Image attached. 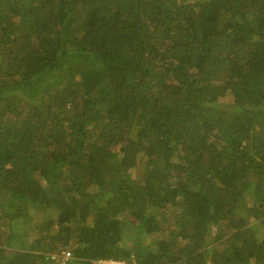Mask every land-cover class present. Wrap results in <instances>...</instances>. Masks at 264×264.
I'll use <instances>...</instances> for the list:
<instances>
[{
	"label": "trees",
	"instance_id": "obj_1",
	"mask_svg": "<svg viewBox=\"0 0 264 264\" xmlns=\"http://www.w3.org/2000/svg\"><path fill=\"white\" fill-rule=\"evenodd\" d=\"M63 250L264 264V0H0V264Z\"/></svg>",
	"mask_w": 264,
	"mask_h": 264
},
{
	"label": "built area",
	"instance_id": "obj_2",
	"mask_svg": "<svg viewBox=\"0 0 264 264\" xmlns=\"http://www.w3.org/2000/svg\"><path fill=\"white\" fill-rule=\"evenodd\" d=\"M61 256H58L61 263L62 264H67V262L70 260L71 258V254L69 251L63 250L60 253ZM57 258L56 255H53L52 258ZM94 264H125V262L120 261V260H112V259H108V260H97L94 262Z\"/></svg>",
	"mask_w": 264,
	"mask_h": 264
},
{
	"label": "rangeland",
	"instance_id": "obj_3",
	"mask_svg": "<svg viewBox=\"0 0 264 264\" xmlns=\"http://www.w3.org/2000/svg\"><path fill=\"white\" fill-rule=\"evenodd\" d=\"M224 102L227 103L228 100H226V101H224ZM138 173H139V171H138L137 168H134V169L130 170V176H131L132 178H134ZM159 219L161 220V222H162V221H165L163 218H159ZM123 221H127V222L134 223V222H133L134 219H133L131 216H130L129 218H127V219H123ZM161 232H162V230H161L160 232L156 233V234H153V235H152L153 238H154V237H157V235H160ZM152 236H151V238H152ZM129 237H132V236L129 235ZM129 240H130V238H126V241L129 242ZM145 240L148 242L147 238H145ZM29 241H32V240H31V239H28V241H26V242H29Z\"/></svg>",
	"mask_w": 264,
	"mask_h": 264
}]
</instances>
